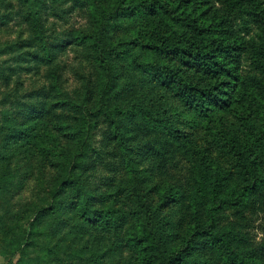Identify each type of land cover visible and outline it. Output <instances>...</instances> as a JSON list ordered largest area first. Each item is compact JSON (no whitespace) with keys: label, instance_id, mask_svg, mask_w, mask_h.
Returning <instances> with one entry per match:
<instances>
[{"label":"trees","instance_id":"1","mask_svg":"<svg viewBox=\"0 0 264 264\" xmlns=\"http://www.w3.org/2000/svg\"><path fill=\"white\" fill-rule=\"evenodd\" d=\"M76 10L84 27L59 29ZM12 25L0 191L16 152L51 174L31 217H0L7 264H80L88 247L72 241L85 236L126 252L121 264H264V238L248 231L264 214V0H0V32ZM69 49L95 71L72 94L59 67ZM22 73L45 82L26 90ZM179 165L184 178L166 182ZM95 170L106 176L92 184ZM63 234L64 249L29 257L34 239Z\"/></svg>","mask_w":264,"mask_h":264},{"label":"rangeland","instance_id":"2","mask_svg":"<svg viewBox=\"0 0 264 264\" xmlns=\"http://www.w3.org/2000/svg\"><path fill=\"white\" fill-rule=\"evenodd\" d=\"M68 18V24L64 23L59 26V29L63 30L68 27L81 29L85 25V16L81 10H76ZM10 27L11 29L8 28L0 32V45L3 42H11L16 39V27L14 25ZM83 56L84 55L81 50L69 49L65 52V55L60 58L59 67L63 68L62 85L64 88L62 89L70 94H72L73 91H78V87L81 85L79 81L81 77H89L93 80L95 71L92 66L89 65L90 63L88 60L84 59ZM4 59H6L4 56L0 57V64ZM3 66L4 65H1V67ZM44 79V77H34L22 73L17 78L16 82H18L19 85L24 86L26 90H31L43 84L45 82ZM1 85L2 84L0 83V98L2 93H6L5 91L7 90L6 88L1 87ZM11 88H14V85ZM195 135L205 139L209 145L212 146V150L214 149L213 151L217 153V156L222 158L223 154L218 150V145L214 147V140L211 137L205 135L203 132H200V130H197ZM99 142L100 137L97 135L95 138L97 146L99 145ZM15 155L17 156L12 159L10 166V169L15 177L14 186L8 191H0V217H3L7 225H11L15 220V217L20 218L25 211H28L26 219L31 217L32 214L30 211H32L42 199L46 198L48 176L51 174L50 171L42 165L38 157L31 155L27 156L18 152H16ZM167 175L169 176L166 178V182L177 183L182 180L184 178L182 165H179L176 169H171ZM102 176H106L105 171L95 170V172L91 174V183H99ZM249 219L248 231L251 233L255 241L258 242L264 238V214H260L256 217H250ZM64 234L51 240L43 237L34 239L36 246L29 248V257H35L41 246L45 245L64 249L70 244V240L68 239L58 241L59 239H62V237H66ZM92 241L95 240L93 239ZM72 242L75 247L78 248L82 246L88 247V249L85 250L86 252L82 253L80 258L76 260V263L86 264L91 255L89 253V249L93 251L92 255L98 260L99 264H121L126 258V252L123 251L120 255H112V252H109L112 247L111 243L106 240L100 243H92L90 242L89 237L85 236L82 240L77 239ZM2 249V236H0V264H7V258L1 255ZM17 258L18 256H16L14 260L16 261Z\"/></svg>","mask_w":264,"mask_h":264}]
</instances>
